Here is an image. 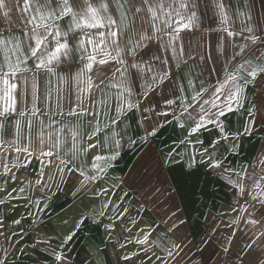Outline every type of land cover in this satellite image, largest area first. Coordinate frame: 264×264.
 I'll list each match as a JSON object with an SVG mask.
<instances>
[{
    "label": "crops",
    "instance_id": "0c3cea01",
    "mask_svg": "<svg viewBox=\"0 0 264 264\" xmlns=\"http://www.w3.org/2000/svg\"><path fill=\"white\" fill-rule=\"evenodd\" d=\"M16 2L5 0L7 18L0 11V39L12 41L0 46V75L6 52L27 71L8 77L16 85L10 94L0 82V118L23 112L48 129L45 117L70 114L77 96L110 95L111 112L128 116L137 140L119 179L148 216L137 240L147 235L153 249L162 234L165 257L175 251L194 264H264V72L250 74L264 67V0H88L99 24L89 26L88 13L72 31L71 15L56 21L60 37L37 29L47 39L35 57L27 23L35 5L25 13L24 0ZM69 2L86 11L85 0ZM57 40L68 44L67 55L37 68Z\"/></svg>",
    "mask_w": 264,
    "mask_h": 264
},
{
    "label": "rangeland",
    "instance_id": "374dc122",
    "mask_svg": "<svg viewBox=\"0 0 264 264\" xmlns=\"http://www.w3.org/2000/svg\"><path fill=\"white\" fill-rule=\"evenodd\" d=\"M99 95L45 117L48 129L35 116L0 118V264H194L165 257L162 234L153 249L137 242L148 216L119 184L137 140L128 116Z\"/></svg>",
    "mask_w": 264,
    "mask_h": 264
},
{
    "label": "snow or ice",
    "instance_id": "6c2138e0",
    "mask_svg": "<svg viewBox=\"0 0 264 264\" xmlns=\"http://www.w3.org/2000/svg\"><path fill=\"white\" fill-rule=\"evenodd\" d=\"M145 2H147V0H145ZM54 4V0H43V2H41V0H24L23 2V7L20 8L21 12H25V13H31L33 11L32 5H35L34 11L35 14L34 15H30L27 23L28 24H32L33 25V29H32V33L33 35L30 37V39H34L35 40V48H29V51H31V55L32 56H36L37 52L40 49V45L42 43H44V41L47 39L46 36L41 35V33H39L37 31V29H43L45 33H47L48 35H52V29H55V36L56 37H60L62 35L59 26L56 24V21L61 20L64 18V16L66 15H71L72 17V23L69 26V31L73 30V27H80V23L79 20L82 19L85 15H87L88 13L91 14V19L93 21H95V23L90 24L89 26L95 27L99 24L100 22V17L97 14V9L95 7H93L90 3H88V0H85V4L87 5L86 7V11H81L79 9L74 10L73 5L69 2V0H55V7H53ZM16 6L19 7V3L18 0L16 2ZM102 7L104 8L105 11H107L108 9V5L107 4H103ZM181 7H184V5L182 4ZM221 8H223V5H221ZM0 11H2V14L5 18H7L9 16V13L11 12V8L8 7L5 3V0H0ZM149 11H152V9L150 8ZM49 21H51V23H49ZM109 23H114L113 21L109 20ZM190 24V21H189ZM189 24H184V27H188ZM249 32H251V29H248ZM232 33H229V35H231ZM103 35V34H101ZM110 36H116L115 32H110L109 33ZM6 43H12V41H6L4 39H0V46L5 45ZM89 43H92L91 40H89ZM253 43H255V39L253 38ZM80 47H83V41H80ZM67 49H68V44L67 43H60L59 40H57V46L55 48L54 52H51L48 54L47 57V61H45L44 57L41 56L39 57V63L36 65L37 68H42V67H46V64H50L54 59H58L59 56L58 54L61 53L62 50H65L64 54L67 55ZM15 51L19 52L21 51L20 48V43L17 42L15 45ZM133 54H134V50H133ZM90 62L85 66L87 68V70L91 71L92 69V62L95 61V57L94 56H90L89 57ZM101 64L103 63H107L106 60H101L100 61ZM246 63L251 64V61H246ZM8 68L7 72H3L2 75H0V82H2L5 85V92L6 94H10L12 92L13 89H15L16 85L15 84H10L9 83V79L8 77L11 76H15L16 73L18 71H27V69H21L20 68V61L18 60L17 63L15 65H13L11 63V61L9 60V57L7 55V52L5 53V65ZM259 70L261 72H264V67L262 66H255L252 68L251 70V75L255 76L256 74V70ZM49 71H52L51 68H49ZM83 73H78L77 79H79V76H81ZM161 81L163 80V77L160 78ZM230 79H234V77H230ZM61 81L62 82H66L64 81V78L61 77ZM89 87L88 89L85 90H90L91 85H92V81L91 78L88 79L87 81ZM223 87V85H222ZM240 89L237 88V92H239ZM5 99L10 100L11 101V107L12 110H15L14 105L16 103V100L14 97H12L11 95H6ZM193 99H196V97H193ZM235 99V96H230L229 98V102L226 104V107H228L229 111L231 110V100ZM133 105H129V107H132ZM213 107H217V105L215 104V102H213ZM33 114H35L33 112ZM75 114V113H72ZM223 109L220 110V112L218 113V115H223ZM20 115H24L23 112L20 113ZM199 127V126H198ZM245 131H247V129H245ZM150 135H154L155 132L152 131L149 133ZM74 139H75V135H74ZM117 148H119V144L117 143L116 145ZM75 148V145H74ZM17 151H27V149H16ZM31 154V153H30ZM41 155H45V156H50L52 155L51 152H44L43 150H41ZM117 155V153H114L112 156H109L107 158L105 157H101V156H97L95 159L96 160H103L106 159L107 161H111L113 159H115V156ZM61 163H65L63 160L61 161ZM110 166V164L108 165ZM214 166H218V165H214ZM93 168H96V165L93 164ZM103 170V169H100ZM63 171V170H61ZM81 176H84L85 179H95V176H87L85 174L84 171H81ZM253 223H255V221H252ZM68 239H71V236L68 237ZM148 239L147 235L144 237L143 240H138V243H144L146 242ZM169 255H171V252H169ZM57 260H60L61 257L60 256H56Z\"/></svg>",
    "mask_w": 264,
    "mask_h": 264
}]
</instances>
